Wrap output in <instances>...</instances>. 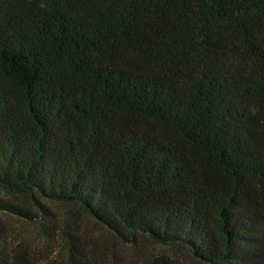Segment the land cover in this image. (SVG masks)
I'll use <instances>...</instances> for the list:
<instances>
[{"label":"trees","instance_id":"trees-1","mask_svg":"<svg viewBox=\"0 0 264 264\" xmlns=\"http://www.w3.org/2000/svg\"><path fill=\"white\" fill-rule=\"evenodd\" d=\"M43 201L264 264V0H0V264H31L4 218L51 231Z\"/></svg>","mask_w":264,"mask_h":264},{"label":"rangeland","instance_id":"rangeland-1","mask_svg":"<svg viewBox=\"0 0 264 264\" xmlns=\"http://www.w3.org/2000/svg\"><path fill=\"white\" fill-rule=\"evenodd\" d=\"M50 210L47 224L19 217L4 218L8 234L14 242L16 254H24L31 264H74L73 256L83 252L98 256L105 264H136L144 257L165 254L188 264H201L182 246H162L138 239L124 243L96 219L70 203L43 201Z\"/></svg>","mask_w":264,"mask_h":264}]
</instances>
